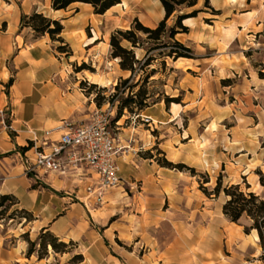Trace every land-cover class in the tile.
<instances>
[{
	"label": "rangeland",
	"instance_id": "1",
	"mask_svg": "<svg viewBox=\"0 0 264 264\" xmlns=\"http://www.w3.org/2000/svg\"><path fill=\"white\" fill-rule=\"evenodd\" d=\"M158 2L161 5L159 0H151L149 6H118L106 13L103 22L94 24L97 40L94 44L95 52L90 56L91 61H83L82 56L73 60L71 57L75 55L70 47L56 40L52 41L53 55L59 62V71L53 74L52 79H63L71 83L80 80L75 90L93 103L92 114L100 111L110 115V131L118 144L124 147L119 160L121 183L106 192L105 196L112 191L111 199L104 198L101 205H92V209H106V223L112 224L120 231V235L111 240L110 245H106L107 256L111 260L121 256L138 264H158L157 262L167 259L165 253L173 247V224L192 227L194 232L199 227L209 228L208 231L203 230L208 234L212 233L211 225L219 224L226 229L220 242L222 250L219 249L218 254L214 256L208 250L210 240H196L188 254L191 264H207L210 261L223 264H264V247L259 240L253 244L250 238L251 233H256L255 230H250L251 219L243 215L237 222L232 223L222 214V206L228 200L223 188L230 185L239 184L241 191L253 192L264 199V188L259 181L261 176L264 177L263 172H255L257 182L253 184L252 190H248L251 186L243 178L238 179L237 183H227L220 167L215 171L199 170L190 164L172 162L162 151L164 148L173 150L176 145L183 148L192 159L193 155L200 156L196 162L202 163L203 166L207 162L201 159V152L204 150H210L211 156L213 153L218 156L224 149L230 150L233 146L244 148L248 143L264 153V139L257 137L253 131L258 127L259 115L264 106L258 105L259 97L253 95L248 87H242V82L250 72L254 71L258 76L259 72L264 73V66L255 51L246 49L249 45L244 41L246 39L227 48L218 45L217 51L212 47L200 48L198 44L193 43L192 40L201 42L205 38L224 33L229 29V25L232 26L230 31L237 32L233 23H225L224 18L218 23V12L215 14L214 10L209 6L205 7L203 2L200 7L175 5V11L166 21L167 28H174L178 32L174 39L190 49V58L174 61L172 58L162 57L160 52H168L172 41L164 36L157 43L149 39L147 34L137 32L141 47L132 50L135 58L139 60L135 67L141 70L132 77L129 71L120 75L119 59L111 57L110 36L117 30L133 28L135 20L148 27L139 21L136 14L144 9H153ZM192 12H195L193 17L182 21L184 29L175 28L177 16ZM156 25L148 28L154 29ZM101 27L112 29L107 33L106 40L101 34H105V30ZM23 28L33 31L29 27ZM33 36L37 37L34 32ZM82 41H86L85 35ZM122 46L131 48L126 41L122 42ZM146 63L150 64L144 67ZM82 75L95 83L81 80ZM146 75H149V78H146ZM127 78L130 79L124 82ZM125 100L130 101L127 108H122ZM138 102H143L145 107L138 110ZM10 114L4 112L1 119L9 133ZM172 114L176 115L175 121H171ZM217 130L223 132L225 147L217 140ZM234 131L242 133L241 143H235L232 139ZM163 159L193 168L195 175L186 170L177 171L161 167ZM143 161L145 165L153 162L156 167L184 174V179L180 181H183L184 185L167 179V183L174 185L170 187L165 184L162 190L173 196L182 190L188 199L179 196L167 201L151 199L149 195L141 197L140 176H143V168L139 163ZM88 172L90 173L83 168L82 173L89 176ZM45 177L53 183L61 181L59 186L63 185L60 187L62 190L57 192L59 196L64 192L77 193L79 189L84 191L86 184V181H74L77 180L76 175L69 172L45 174ZM206 181L209 182L205 183ZM217 182L221 185L219 195L212 194ZM158 189L159 186L156 190ZM157 194L161 195L159 192ZM79 197L82 198L80 194ZM26 218L19 206L13 205V200L6 201L3 207H0V264H28L26 260L31 258L30 264H81L85 260L87 246L84 237L82 240L73 237L62 240L52 234L58 238V242L65 244L58 248L59 251H55L50 245L41 246L42 242L51 241L52 237L49 235L43 236L40 231L32 237L21 233L26 225ZM232 230L239 232L237 239L233 237ZM246 243L251 247H244ZM31 249L33 252L28 256L27 252Z\"/></svg>",
	"mask_w": 264,
	"mask_h": 264
},
{
	"label": "crops",
	"instance_id": "2",
	"mask_svg": "<svg viewBox=\"0 0 264 264\" xmlns=\"http://www.w3.org/2000/svg\"><path fill=\"white\" fill-rule=\"evenodd\" d=\"M120 2L103 15H96L90 5L78 2L70 4L63 10H53L51 0H0V111L11 113L10 133L3 126L1 120L3 114H0V194L13 195L18 200L19 208L33 215V220L26 223L21 233L32 237L42 229H47L62 240L71 237L82 240L84 237L87 257L81 264L138 263L129 262L121 256L113 260L109 259L106 245H110V241L120 235V231L112 224L106 223L108 217L106 209H92L93 201L86 200V193L82 189H79L77 193L64 192L59 196L57 192L62 190L60 187L63 184L59 186L61 181L53 183L40 172L31 173V177L27 175L23 161L25 155L32 157V151H25L23 148L33 139L31 132H35L36 136L41 138L43 132L50 131L49 139L56 140L64 131L60 128L63 121L75 124L86 122L94 111V105L83 94L75 90L80 80L71 83L63 79H52L53 74L59 71V62L53 55V42L47 35L33 36V31L21 28L20 21L22 15H30L33 12L59 21L63 27L60 37L75 55L71 58L76 60L82 56L83 61L87 59L91 61L90 56L95 52L94 44L97 40L94 24L103 22L106 19V13L118 6L151 5V0H120ZM203 2L204 0H197L195 7H200ZM208 3L209 7L219 14L218 23L224 18L225 23H233L237 32L230 31L232 26L229 25L226 32L205 38L201 42L192 40L193 43L198 44L200 48L204 46L217 51L220 45L227 48L246 39L244 41L249 43L246 49L255 51L264 66V2L262 0H209ZM242 11L244 13H239ZM136 15L144 25L153 27L164 17V10L158 2L153 9H144ZM2 24L5 25L4 29H1ZM101 28L105 30L103 31L105 34H101L106 40L107 33H110L112 29ZM83 35L86 36L85 42L82 41ZM119 71L120 75L125 73V71ZM10 80L12 83L7 85ZM81 80L95 83L85 75L81 76ZM5 87H7L6 90H4ZM242 87H248L253 95L259 97L258 105L264 106V80L259 79L257 73L250 72L246 80L242 82ZM175 119L176 115L172 114L171 121ZM257 126L252 130L256 132L257 137L264 139V109L259 115ZM217 133V140L225 147L223 132L217 130ZM232 139L235 143H241L242 133L234 131ZM251 145L247 143L244 148L233 146L232 150L224 149L218 156L215 153L211 156L210 150H204L203 153L201 152L203 154L201 159L207 161L205 166L202 163L197 164L196 161L200 159V156L193 155L194 159L196 158L194 160L185 153L183 148L176 145L173 150L164 148L162 151L172 162L190 164L199 170L215 171L220 167L227 183H237L238 179L243 178L251 186L248 190H252L253 184L257 182L255 172L258 170L264 174V153ZM36 146L39 147L40 142H37ZM120 158L119 156L117 159L118 165ZM139 166L143 168V176H140L141 192L139 194L141 197L145 198L149 195L151 199L167 201L179 196L188 199L182 190L174 196L162 190L165 184H169L170 187L174 185L171 182L167 183V179L180 182L184 179V174H176L156 167L153 162L145 165L143 161L139 163ZM83 168L76 170L68 168L66 171L76 175L77 180L74 181L79 182L80 179H84L79 176L81 174L85 176L82 173ZM34 179L48 189L41 187L33 189L31 186ZM180 183L184 185L183 181ZM158 186L159 189L156 190ZM158 192L161 195L158 196ZM112 194L110 191L104 198L109 200ZM172 227H175L172 243L170 242L173 247L166 251L167 259L157 262L158 264H191L188 254L196 240H210L208 250L214 256L218 254L219 249L222 250L220 242L226 232L224 226L211 225L212 233L210 234L204 232L209 228L199 227L194 232V228H187L183 224L175 223ZM232 231L234 232L232 236L237 239L239 232ZM250 238L253 244L258 240L254 232L251 233ZM238 242L241 244L240 240ZM244 247L251 246L246 243ZM26 261L30 264L32 258ZM209 263L223 264L219 261L217 263L210 261L207 264ZM142 264L149 263L143 262Z\"/></svg>",
	"mask_w": 264,
	"mask_h": 264
},
{
	"label": "trees",
	"instance_id": "3",
	"mask_svg": "<svg viewBox=\"0 0 264 264\" xmlns=\"http://www.w3.org/2000/svg\"><path fill=\"white\" fill-rule=\"evenodd\" d=\"M163 10L164 17L160 20L154 29L142 26L137 20L134 21L135 25L133 28L129 30H117L113 35L110 36V47H111V57L119 59V67L122 71H129L130 77L135 76L141 70H137L135 67L139 64V60L135 58L133 48H140L141 44L139 42V36L136 35L137 32H142L147 34L148 38L156 41L157 43L161 41L164 36L167 39L171 40V48L168 52H160L162 57H169L176 61L179 58H190V49L184 46L182 43L174 39V36L178 33L174 28H167L166 21L175 11L174 6H180L186 4L188 7H192L196 5L197 0H159ZM209 0H204L205 7L209 6ZM84 3L88 4L92 7L93 13L96 15H103L106 11H108L111 7L120 3V0H51V8L53 10H63L66 9L72 3ZM216 13V11H213ZM195 12L185 15H179L175 21V28L184 29L182 26V21L193 17ZM21 28L29 27L33 30L37 37L48 35L51 41H58L65 46L69 47L67 43L60 37V34L63 30L62 25L57 20H52L44 17L41 13L33 12L30 15H22L20 21ZM5 25L2 24L1 29H4ZM126 41L131 45V48H125L122 46V42ZM158 47V46H156ZM150 63H146L144 67L148 66ZM137 70V71H136ZM258 76L260 79H264V73L259 72ZM146 78H149V75H146ZM130 78L124 80L127 82ZM12 80L9 81L7 85H10ZM130 100H125L122 103V108H127V105ZM145 107L143 102L137 103V109L141 110ZM119 116V114H118ZM32 143L29 141L28 146L23 148V150L27 151L31 148ZM161 167H165L171 170L177 171H189L193 176L195 175V170L193 168H189L184 164H173L171 162L163 159L160 164ZM30 177V175H28ZM32 188L36 189L37 187L48 189L45 185L40 184L37 180H33ZM261 186L264 188V177L261 176L259 178ZM206 181L205 183H208ZM247 185V189H248ZM221 190L220 182H217L214 193L215 195H219ZM223 193L228 200L222 206V214L228 219L230 222H237L243 215H246L251 219L252 225L250 226V230H255L258 236L259 243L264 247V199L255 195L253 192H243L240 190V185H230L226 188H223ZM13 200V205H18V200L13 195L9 194H0V207H3L6 201ZM21 212L26 214V223L31 222L33 220V215L25 210L20 209ZM246 234H248L247 229L244 230ZM43 236L49 235L51 238L50 242H42L41 246L45 247V245H50L53 250L59 251L60 246H65L64 243L58 242V238L52 235V233L47 229H42L40 231ZM32 244V243H30ZM33 250H28L27 255L30 256Z\"/></svg>",
	"mask_w": 264,
	"mask_h": 264
},
{
	"label": "built area",
	"instance_id": "4",
	"mask_svg": "<svg viewBox=\"0 0 264 264\" xmlns=\"http://www.w3.org/2000/svg\"><path fill=\"white\" fill-rule=\"evenodd\" d=\"M0 114L4 115V111L1 110ZM60 128L64 131L56 140L49 139L50 131L43 132L41 138L31 132L33 139L29 150L32 157L25 155L23 161L27 175L35 172L64 174L68 168L84 167L90 173H87L89 176L81 174L79 177L84 179L79 182L86 181V200L101 205L106 192L121 183L117 159L124 147L110 131V115L95 111L85 123L63 121ZM37 142H40L39 147Z\"/></svg>",
	"mask_w": 264,
	"mask_h": 264
}]
</instances>
